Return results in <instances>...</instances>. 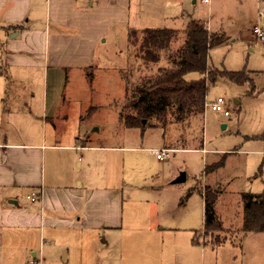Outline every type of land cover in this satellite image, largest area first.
Returning <instances> with one entry per match:
<instances>
[{
  "label": "crops",
  "instance_id": "0c3cea01",
  "mask_svg": "<svg viewBox=\"0 0 264 264\" xmlns=\"http://www.w3.org/2000/svg\"><path fill=\"white\" fill-rule=\"evenodd\" d=\"M218 1L225 14V0H212L211 4L199 0H0V85L30 87L18 95L29 102L25 108L4 107L6 99L0 97V264L41 261L38 250L42 254L46 246L57 245L62 235L83 237L100 229L118 231L124 241H133L135 246L145 245L149 264H237V254L240 264H264V233L241 232L240 244L230 239L202 243L197 239L200 228L189 221L193 219L187 214L192 213L190 208L159 211L152 207L147 235L132 231L136 217L130 224L127 218L123 233L125 197L122 188L115 186L117 171L111 172L110 167L117 163V153H127L130 148L88 145L81 137L68 142L57 140V105L66 101L69 86L77 81L93 84L109 43L126 44L128 66L138 64L136 55L134 60L130 56V31L166 28L185 38L186 30L196 22L204 25L210 35L225 36L227 42L230 37L213 23ZM235 1L237 4L241 0ZM198 3L208 5L204 18L194 14L193 7ZM263 19L260 12L259 23H250L251 32L255 26L262 27ZM174 48L175 45L172 53L178 50ZM163 62L167 64L166 58ZM41 83L45 90L37 95L34 87ZM69 94L72 95L70 89ZM120 112V125L125 127ZM11 117L16 122H28L27 136H9ZM173 126L176 125L148 128L160 127L166 134ZM138 130L145 132L146 128ZM164 140L161 150L173 152L165 161L156 158L160 163L171 161L175 152L204 151L201 146L166 142L165 136ZM156 150L159 149L150 152L155 156ZM176 177L173 176V185ZM207 190L212 191L210 186ZM207 190L201 191L203 224ZM250 236L260 240L257 252L248 254L243 244ZM69 255L65 251L64 259Z\"/></svg>",
  "mask_w": 264,
  "mask_h": 264
},
{
  "label": "rangeland",
  "instance_id": "374dc122",
  "mask_svg": "<svg viewBox=\"0 0 264 264\" xmlns=\"http://www.w3.org/2000/svg\"><path fill=\"white\" fill-rule=\"evenodd\" d=\"M225 1L228 2L227 12L223 14L218 1L213 23L230 39L211 49L209 64L224 72L243 73L246 82L241 85L226 76H220L208 88V102L225 99L230 116L225 117L223 113L208 109L186 124L170 127L166 134L160 127H146L145 132L122 127L118 111L126 110L128 94L136 93L143 80L158 69L132 63L127 66L125 43L123 46L109 43L102 65L95 71L93 84L90 85L86 80L77 81L76 85L69 86L66 101L56 107L58 119L55 122L60 132L57 140L60 138V141L68 142L74 137H81L83 143L88 145L130 148L127 153H117V163L113 162L110 167L111 172L114 169L117 171L115 186L122 188L125 197L123 233L127 228V218L130 224L131 218L136 217L138 220L135 219L132 231L147 235L151 223L148 216L152 207L159 211L185 207L192 211L187 213L193 218L189 221L200 228L197 239H201L202 243L203 240L217 243L230 239L240 244L243 195L264 192V41L257 39L250 27L251 22L259 23L260 12L264 14V0H241L237 4L235 0ZM193 10L197 18H204L208 5L198 3ZM261 26L264 31V19ZM179 38L174 49L184 46L185 38ZM137 50L138 47L130 46L131 59H135ZM168 56V53H162V62L158 67L164 65V58L167 61L164 66H168ZM29 89L25 84L1 82L0 97L6 100L0 104L12 110L25 108L29 102L20 100L18 95ZM34 90L37 95L42 94L45 86L41 83ZM223 124L227 125L226 129L222 128ZM29 127L28 122H16L11 117L9 136H27ZM164 136L166 142L186 147L201 146L204 151L175 152L171 161L160 163L150 151L164 147ZM229 152L232 154L228 155ZM182 172L186 173V182L173 185V176H179ZM205 185L210 186L213 193L220 194L215 213L217 221L224 228L211 234L203 231L204 203L201 191L207 190L208 186ZM167 221L162 220L163 223ZM119 235L120 232L108 229L92 230L83 237L64 234L59 237L57 245L46 246L42 254L38 250L41 264L150 263L145 257V245L135 246L133 241H124L123 236ZM259 240L254 236H250L246 242L244 240V252H257L255 247ZM65 251L70 254L67 260L64 259ZM237 256V264H240V256Z\"/></svg>",
  "mask_w": 264,
  "mask_h": 264
},
{
  "label": "trees",
  "instance_id": "16d2710c",
  "mask_svg": "<svg viewBox=\"0 0 264 264\" xmlns=\"http://www.w3.org/2000/svg\"><path fill=\"white\" fill-rule=\"evenodd\" d=\"M184 35V46L172 53L171 48L180 39L177 31L166 28L130 31V45L138 47V64L158 69L143 80L136 93L128 94L126 110L120 112V120L126 128L186 124L206 112L208 88L220 76H226L241 85L246 82L243 73L224 72L209 64L211 49L224 44L225 36L210 35L204 25L196 22L190 25ZM162 53L169 54L168 66L158 67ZM193 75L197 77L192 78ZM88 77L92 82V74ZM217 198L218 193L211 190H207L204 195L206 234L223 229L215 213ZM243 199L241 232L264 233V192L245 193Z\"/></svg>",
  "mask_w": 264,
  "mask_h": 264
},
{
  "label": "built area",
  "instance_id": "2783aa9c",
  "mask_svg": "<svg viewBox=\"0 0 264 264\" xmlns=\"http://www.w3.org/2000/svg\"><path fill=\"white\" fill-rule=\"evenodd\" d=\"M199 1L204 4H211L212 0H199ZM261 17L264 18L263 13H261ZM252 32L257 39L264 41V31L262 27H260L259 25L255 26ZM207 109H210L211 111L216 113H223V115L226 117L230 116V112L227 110L226 107V100L223 98H218L216 101L211 103H209L207 99L206 110ZM172 152H173L172 150H156L154 154L159 161H165L171 158ZM31 264H41V261H33Z\"/></svg>",
  "mask_w": 264,
  "mask_h": 264
},
{
  "label": "water",
  "instance_id": "95a60500",
  "mask_svg": "<svg viewBox=\"0 0 264 264\" xmlns=\"http://www.w3.org/2000/svg\"><path fill=\"white\" fill-rule=\"evenodd\" d=\"M223 129H226V125L222 126ZM186 181V173L182 172L174 181V184L184 183ZM13 204H17L14 201H11Z\"/></svg>",
  "mask_w": 264,
  "mask_h": 264
}]
</instances>
